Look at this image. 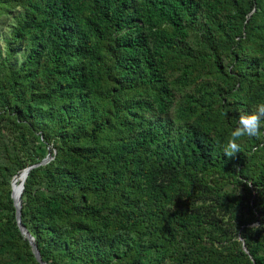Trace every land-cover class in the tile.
Masks as SVG:
<instances>
[{"label": "trees", "instance_id": "obj_1", "mask_svg": "<svg viewBox=\"0 0 264 264\" xmlns=\"http://www.w3.org/2000/svg\"><path fill=\"white\" fill-rule=\"evenodd\" d=\"M261 102L264 0H0V264H40L46 156L45 264H264V136L223 150Z\"/></svg>", "mask_w": 264, "mask_h": 264}, {"label": "clouds", "instance_id": "obj_2", "mask_svg": "<svg viewBox=\"0 0 264 264\" xmlns=\"http://www.w3.org/2000/svg\"><path fill=\"white\" fill-rule=\"evenodd\" d=\"M261 136H264V102L257 104L253 111L238 116L237 124L231 130L224 145V155L228 158L235 157L240 152L242 139H254ZM260 228H264V224L254 222L250 225L251 231ZM239 238L241 237L239 236Z\"/></svg>", "mask_w": 264, "mask_h": 264}, {"label": "water", "instance_id": "obj_3", "mask_svg": "<svg viewBox=\"0 0 264 264\" xmlns=\"http://www.w3.org/2000/svg\"><path fill=\"white\" fill-rule=\"evenodd\" d=\"M50 160H51V157L47 156L41 162H39L37 164H34L32 166H29V167L25 168L22 171V172H25V175H24V178H23V180H22V182L20 184V191H19V194H18L16 200L14 199V196H13V179L14 178L11 181V193H10V197L11 198L10 199L13 200V205L15 207V220H16L17 226H18L21 234L24 236V238H26L28 240L29 245L31 247L32 254L34 255V257L37 260V262H39L40 264H45V263L41 262L40 255H39L37 247H36V245H35V243L33 241V238L30 236V234L25 229V227L21 224V220H20L21 200H20V198H21V193L23 191V184H24L25 178L27 177L28 172L34 167H37V166L44 165V164L48 163ZM242 245H243L244 251L246 252V249L244 248V243H242Z\"/></svg>", "mask_w": 264, "mask_h": 264}, {"label": "bare ground", "instance_id": "obj_4", "mask_svg": "<svg viewBox=\"0 0 264 264\" xmlns=\"http://www.w3.org/2000/svg\"><path fill=\"white\" fill-rule=\"evenodd\" d=\"M21 173H22V175H20V179H21L20 184H21V182H22V180L24 178V175H25V172H21ZM14 179H13V196H14V199L16 200V198H17V196L19 194V191H20V184H14Z\"/></svg>", "mask_w": 264, "mask_h": 264}, {"label": "rangeland", "instance_id": "obj_5", "mask_svg": "<svg viewBox=\"0 0 264 264\" xmlns=\"http://www.w3.org/2000/svg\"><path fill=\"white\" fill-rule=\"evenodd\" d=\"M4 21V23L5 24H10L9 22H8V19H6V17H3L2 18V22ZM4 31H5V33L6 32H8V29H4ZM47 157V156H46ZM20 175H22V173H20L15 179H14V184H20V181H21V179H20Z\"/></svg>", "mask_w": 264, "mask_h": 264}]
</instances>
